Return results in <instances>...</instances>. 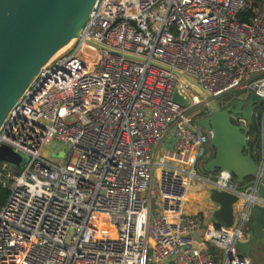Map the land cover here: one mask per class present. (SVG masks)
Segmentation results:
<instances>
[{"label":"built area","instance_id":"built-area-1","mask_svg":"<svg viewBox=\"0 0 264 264\" xmlns=\"http://www.w3.org/2000/svg\"><path fill=\"white\" fill-rule=\"evenodd\" d=\"M175 72L216 101L237 94L223 109L263 98L253 117L264 148V0H97L0 130V147L28 157L16 172L0 166V264H250L237 250L242 210L219 229L186 212L210 133L192 118L201 97ZM49 146L65 159L44 155ZM232 179L219 171L212 186L251 189Z\"/></svg>","mask_w":264,"mask_h":264},{"label":"water","instance_id":"water-1","mask_svg":"<svg viewBox=\"0 0 264 264\" xmlns=\"http://www.w3.org/2000/svg\"><path fill=\"white\" fill-rule=\"evenodd\" d=\"M96 1L0 0V130L42 69L80 37ZM175 73L199 91L209 108L210 114L198 121L199 127L210 133L211 154L210 158L203 159V171L208 175L225 171L236 184L251 185L246 195L212 186L208 197L216 205L214 227H232L235 205L242 201L240 210L247 217L249 240L237 245L238 253L247 257L263 253L264 158L257 162L249 144L253 112L263 98L251 95L246 102L235 99L232 106L223 109L199 84L183 73ZM173 100L183 106L190 102L178 91ZM238 115L246 121L247 127L237 124ZM0 162L13 164L19 169L22 157L9 147L1 146Z\"/></svg>","mask_w":264,"mask_h":264},{"label":"crops","instance_id":"crops-1","mask_svg":"<svg viewBox=\"0 0 264 264\" xmlns=\"http://www.w3.org/2000/svg\"><path fill=\"white\" fill-rule=\"evenodd\" d=\"M210 150V149H209ZM202 160V159H201ZM200 160V161H201ZM199 165V163H198ZM201 171L198 170V175L200 177V179L194 183V185L192 186V190H191V202L193 204L192 208L189 209L188 212L190 213H197L200 212L202 214H204L205 218H204V227H206L207 225H214V223H216L213 219V213L216 209V205H214L208 197L209 191L212 188V178L213 175H208L203 171V166L201 167ZM248 188L251 186L250 184H248ZM242 186V185H240ZM247 188V189H248ZM251 188V187H250ZM189 203V204H190ZM208 208H210L208 210ZM241 208H239L240 211ZM239 214V212H238ZM248 224H246L247 226ZM202 235V230L197 231L195 234V237L198 239V241H200ZM249 237L247 235V232L245 234V239L243 242H248ZM256 248V247H255ZM211 255H215V251L211 252ZM251 257V258H250ZM249 257L250 260V264H264V252L260 253V254H251V256Z\"/></svg>","mask_w":264,"mask_h":264},{"label":"rangeland","instance_id":"rangeland-1","mask_svg":"<svg viewBox=\"0 0 264 264\" xmlns=\"http://www.w3.org/2000/svg\"><path fill=\"white\" fill-rule=\"evenodd\" d=\"M82 53H83L84 55H86V58H87L91 63H96V62L98 61V57H97V49H96L95 47H92V46H86V47L84 48V51H83ZM88 54H91V56L88 55ZM190 91L193 92V93H195L196 95H198V96L201 97V99H202V100H201V101H202V104H201L198 108H196V109L193 111V113H192V118H193L194 120L200 121L201 119L207 117V116L210 114V112H209V108H208L207 104L204 102V99L202 98V96L200 95V93H199V91H198L197 89L192 88ZM227 97H228V95L225 96V97L222 98V99L217 100V103L219 104V103H220L221 101H223L224 99L227 100ZM43 154H44V155H47L48 158H50V159H52V160H55V161H62V160H64L65 157H66L65 150H64L62 147H58V146H49V147H47V148L43 151ZM20 155H21V157H22L21 166L23 167V166L28 162V157H27L25 154H20ZM208 156H210V154H209ZM261 156H263V158H264V148H263V146H262V149H261ZM208 158H210V157H208ZM263 158H261V159L259 160V162H262V161H263ZM3 164H7V163H5V162H0V166L3 165ZM7 166H8L9 169L13 170L14 172L17 171V168H16L15 165H13V164H7ZM202 166H203V160L199 161V165L197 166V169H198L199 171H201V169H202L201 167H202ZM214 176H216V173L213 174V178H212V179H214ZM232 181L235 182L234 179H232ZM248 186H249L248 183H246V184L240 186V188H241V190H243L244 192H246V190L248 191L249 188H250V187L248 188ZM247 188H248V189H247ZM190 202H191V200H189L188 203H187V210H186V212H188L189 209L192 208V206H193V204L190 203ZM189 203H190V204H189ZM241 205H242V201H240L237 205H235V214H236V215L238 214V212H239V208H240ZM209 209H210V208H208V210H209Z\"/></svg>","mask_w":264,"mask_h":264},{"label":"trees","instance_id":"trees-1","mask_svg":"<svg viewBox=\"0 0 264 264\" xmlns=\"http://www.w3.org/2000/svg\"><path fill=\"white\" fill-rule=\"evenodd\" d=\"M254 15L253 11H249L247 13H245L242 16V21L243 22H248V20H250V18ZM237 94H229L228 95V99H232L233 97H236ZM261 114L259 112V115L256 119H254L253 125L251 127V138L249 139V144L251 146V153L253 158L259 162V160L261 158H263V156H261V149H262V139H261ZM209 154H211L210 150H209ZM8 193L7 189H0V204H2L5 199H6V195ZM214 250H212L211 252H213Z\"/></svg>","mask_w":264,"mask_h":264},{"label":"flooded vegetation","instance_id":"flooded-vegetation-1","mask_svg":"<svg viewBox=\"0 0 264 264\" xmlns=\"http://www.w3.org/2000/svg\"><path fill=\"white\" fill-rule=\"evenodd\" d=\"M212 176V175H211Z\"/></svg>","mask_w":264,"mask_h":264}]
</instances>
